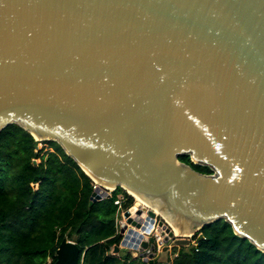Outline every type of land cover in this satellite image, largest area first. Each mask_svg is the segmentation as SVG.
Returning a JSON list of instances; mask_svg holds the SVG:
<instances>
[{"label":"water","instance_id":"obj_1","mask_svg":"<svg viewBox=\"0 0 264 264\" xmlns=\"http://www.w3.org/2000/svg\"><path fill=\"white\" fill-rule=\"evenodd\" d=\"M13 124L100 185L90 205L120 187L152 206L124 214L114 254L171 264L157 215L163 252L219 220L264 252V0H0V133ZM81 255L64 240L55 264Z\"/></svg>","mask_w":264,"mask_h":264},{"label":"trees","instance_id":"obj_2","mask_svg":"<svg viewBox=\"0 0 264 264\" xmlns=\"http://www.w3.org/2000/svg\"><path fill=\"white\" fill-rule=\"evenodd\" d=\"M39 145L45 148L38 150ZM179 159L213 174L189 156ZM93 192L92 179L58 143L36 141L16 124L5 128L0 133V264H55L64 240L80 248L79 264H148L122 249L114 254L122 242L115 199L126 191L118 187L111 198L90 205ZM134 203L129 196L125 209ZM193 241L174 250L172 264H264V252L235 235L224 220L206 226Z\"/></svg>","mask_w":264,"mask_h":264},{"label":"built area","instance_id":"obj_3","mask_svg":"<svg viewBox=\"0 0 264 264\" xmlns=\"http://www.w3.org/2000/svg\"><path fill=\"white\" fill-rule=\"evenodd\" d=\"M92 181L94 183V190L100 187V185L96 181H94L93 179H92ZM105 190L107 192H97L101 196V201L108 199V198H111L112 195L115 193V192H113L115 190L112 191L110 189V192L108 191V189H105ZM129 196L132 197L129 194V192H118V194L116 195L115 206H117V208H118L117 209V219H116V229H117L118 233H120L119 226L121 228V225L126 223V219L124 218V214L126 212H130L132 215H134L138 211V210H134L135 206L137 204V201L134 203V205L131 208L125 209L124 205L128 201ZM139 210H141V209H139ZM148 210H152V209L148 208ZM157 219H158V221H160L161 217L159 215H157ZM158 221L155 223L154 228L152 230V233L149 237H151V239L154 240V242L158 246V248H161V245L163 244L162 233L165 232V229H159L158 228ZM166 226L168 228L169 225L166 224ZM123 238H124V235H122V240H123ZM182 238L186 239V238H191V237H188V236L184 237L183 236Z\"/></svg>","mask_w":264,"mask_h":264},{"label":"rangeland","instance_id":"obj_4","mask_svg":"<svg viewBox=\"0 0 264 264\" xmlns=\"http://www.w3.org/2000/svg\"><path fill=\"white\" fill-rule=\"evenodd\" d=\"M44 146L42 145H39L38 146V150L42 149ZM45 148V147H44ZM112 191L115 190V189H111ZM110 192V190H108ZM133 197V196H132ZM134 198V197H133ZM135 202H136V199L134 198ZM119 229H120V226H119ZM120 234V233H118ZM121 235V234H120ZM122 236V235H121ZM151 238V237H150ZM187 239V238H186ZM191 239V242L194 244V241H193V237L190 238ZM154 242V240H152ZM166 247V245H161V248H158L157 246V250H158V257H157V260L158 262H169L172 264V260L174 259L175 257V254H174V250L177 249V250H180V247L181 246H174L172 244L168 245V249L166 252H163V249ZM122 250H125L127 252H129L132 257L136 258L138 255V253L134 252L133 250H128V249H122Z\"/></svg>","mask_w":264,"mask_h":264},{"label":"bare ground","instance_id":"obj_5","mask_svg":"<svg viewBox=\"0 0 264 264\" xmlns=\"http://www.w3.org/2000/svg\"><path fill=\"white\" fill-rule=\"evenodd\" d=\"M107 189L110 190V189H112V188H107ZM129 194H130L131 196H133V197L136 199V201H137V204H136L134 210H139V209H146V210H147L148 208H149V209L152 208V206L149 205V204H147L146 201L143 200V198H141V197L135 195V194L132 193V192H129ZM152 209H153V208H152ZM154 211H155L157 214H160L157 208H154ZM150 222H151V221H150ZM149 224H151V223H149ZM147 230H148V226H145V231H147ZM145 231H144V232H145ZM175 234L178 235L177 232H176V230H175Z\"/></svg>","mask_w":264,"mask_h":264}]
</instances>
